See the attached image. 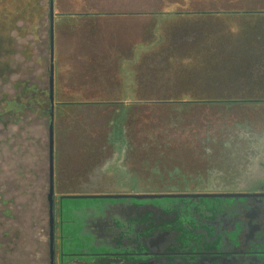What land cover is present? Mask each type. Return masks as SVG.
<instances>
[{
  "label": "rangeland",
  "instance_id": "1",
  "mask_svg": "<svg viewBox=\"0 0 264 264\" xmlns=\"http://www.w3.org/2000/svg\"><path fill=\"white\" fill-rule=\"evenodd\" d=\"M78 1L57 0L63 13L54 15L55 263L60 264L61 247L62 264H101L98 256L119 251L111 239L141 234L138 225L161 226L173 217L197 225V204L235 201L60 203V195L264 189V46L246 35L258 26L253 21H264V0L192 8L184 0H171L177 6L118 15L80 12L70 5ZM227 15L245 16L252 24L238 27L245 31L234 37L228 51H194V84L175 87L194 90L200 98H61L64 88H97L88 85L98 79L90 75L92 68L115 57L112 70L117 72L118 56L132 58L136 43L152 46L142 61L151 72L146 81H155L164 74L171 46L194 42V48L204 47L202 42L220 30L216 21ZM49 63V0H0V264H49ZM190 72L186 67L180 71L183 79ZM166 100L174 102H156ZM133 186L138 190L131 191Z\"/></svg>",
  "mask_w": 264,
  "mask_h": 264
},
{
  "label": "flooded vegetation",
  "instance_id": "2",
  "mask_svg": "<svg viewBox=\"0 0 264 264\" xmlns=\"http://www.w3.org/2000/svg\"><path fill=\"white\" fill-rule=\"evenodd\" d=\"M54 94L53 88V97ZM225 193H244L251 197L229 198L235 200L232 204L216 201L222 198H186L194 202L203 199L216 202L197 204L194 210L197 225L177 222L176 217L161 226L138 225L135 228L141 234L113 239L119 245L117 253L97 255L101 264H264V189ZM158 231L165 233L151 238ZM54 241L55 249L56 237ZM55 256L56 253L54 259ZM48 257L50 263L49 236Z\"/></svg>",
  "mask_w": 264,
  "mask_h": 264
},
{
  "label": "crops",
  "instance_id": "3",
  "mask_svg": "<svg viewBox=\"0 0 264 264\" xmlns=\"http://www.w3.org/2000/svg\"><path fill=\"white\" fill-rule=\"evenodd\" d=\"M151 1V2H150ZM80 0L78 2L70 3L71 6L78 7L80 12L90 13L91 15H118V12H136L137 10L149 9L154 7H159L163 5L165 8H171L177 6V3L171 0H155L152 3V0ZM237 2L241 0H184L183 2L188 5V7H201L203 5L213 6L218 5L219 7H224L227 2ZM260 1L255 0L254 4H258ZM57 0H53V15H61L60 7H57ZM70 5H66L69 9ZM73 9V7L71 8ZM165 10L164 12H166ZM258 18V17H255ZM215 18H212V21ZM249 18L245 16L237 15H227L221 16L220 30L217 31V34H212L214 39H208L205 43V46L198 49L194 48V42L189 46H171L170 50L172 54L167 55L169 58V63L162 66L163 75L153 81H146V78L150 76L151 72L147 70L143 64L142 58L145 56V53L150 52L152 48L151 45L142 43H136L133 48L132 58H125L122 55H117L120 59V65L117 67V72L113 71L114 59H104L101 60L102 64L95 65L90 72V75L97 77L92 82H89L88 85H96L95 89H78V90H66L64 88L62 99H72V100H153V99H196L200 96H194V90L182 91V89L175 90L176 85H181L184 83L194 84V51L206 50L210 52H223L232 47V42L235 41L234 37H237L238 34L245 31V29H240L242 27L252 24ZM173 22H178V18L172 20ZM254 26L258 25L254 30H249L246 34L251 38V41H254V45L264 46V21L259 20L253 21ZM252 26V25H251ZM234 28L233 30L227 29ZM240 27V28H238ZM247 29H250L247 27ZM230 30V31H229ZM237 30V31H236ZM163 32V30H161ZM252 32L254 35L252 36ZM235 35V36H234ZM239 36V35H238ZM231 37V38H230ZM233 37V38H232ZM254 37V38H253ZM231 39V40H230ZM240 41V40H239ZM237 42L239 44L240 42ZM210 42V43H209ZM212 42V43H211ZM201 47V46H200ZM113 50V49H112ZM190 68V77L183 79L180 71L184 68ZM117 77V78H116ZM120 79V80H119ZM227 83V82H225ZM157 86V89L150 90L147 86L154 85ZM178 94H182L178 95ZM149 131V130H147ZM119 132H123L120 129ZM120 162L123 161L122 157ZM119 163V160H118ZM105 168H101L100 171H104ZM121 168H119L120 170ZM132 178V177H130ZM136 178H134L135 180ZM136 193V192H131Z\"/></svg>",
  "mask_w": 264,
  "mask_h": 264
},
{
  "label": "water",
  "instance_id": "4",
  "mask_svg": "<svg viewBox=\"0 0 264 264\" xmlns=\"http://www.w3.org/2000/svg\"><path fill=\"white\" fill-rule=\"evenodd\" d=\"M49 16H50V30H49V124H48V193H47V203H48V227H49V250H50V263L55 264L54 254V239H55V229H54V33H53V0H49ZM260 165V164H259ZM261 166V165H260ZM264 168L263 166L261 167ZM134 180V176H131ZM161 179V178H159ZM264 182V181H263ZM262 189V188H255ZM131 191L138 190L137 187H130ZM251 195L244 193H225V192H205V193H116V194H69L60 195L58 200L61 203L66 199H106V200H153V199H200V198H250ZM61 219V217H60ZM59 238L62 236V223L60 224ZM165 232L158 231L156 235L151 238L160 237V235ZM113 240V238L111 239ZM110 241V240H109ZM60 264H62L63 249L60 247Z\"/></svg>",
  "mask_w": 264,
  "mask_h": 264
},
{
  "label": "trees",
  "instance_id": "5",
  "mask_svg": "<svg viewBox=\"0 0 264 264\" xmlns=\"http://www.w3.org/2000/svg\"><path fill=\"white\" fill-rule=\"evenodd\" d=\"M202 43H205V42H202ZM144 102H148V101H144ZM157 103L159 102V103H166V102H174V101H171V100H166V101H156ZM191 102H194V103H198V102H201V103H203V102H205V103H219V102H221V103H223V102H237L236 100H191ZM134 124H137V122L136 123H133V125ZM138 124H140V123H138Z\"/></svg>",
  "mask_w": 264,
  "mask_h": 264
}]
</instances>
